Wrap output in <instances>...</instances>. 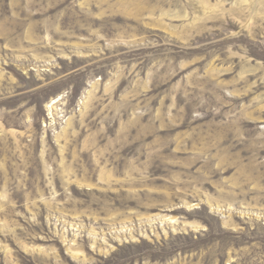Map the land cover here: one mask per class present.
Masks as SVG:
<instances>
[{
	"label": "rangeland",
	"instance_id": "1",
	"mask_svg": "<svg viewBox=\"0 0 264 264\" xmlns=\"http://www.w3.org/2000/svg\"><path fill=\"white\" fill-rule=\"evenodd\" d=\"M0 264H264V0H0Z\"/></svg>",
	"mask_w": 264,
	"mask_h": 264
}]
</instances>
